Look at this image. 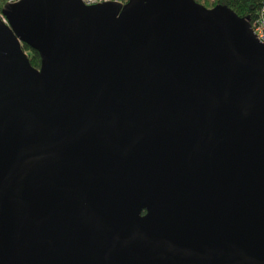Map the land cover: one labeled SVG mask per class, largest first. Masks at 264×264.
I'll use <instances>...</instances> for the list:
<instances>
[{"label":"water","instance_id":"obj_1","mask_svg":"<svg viewBox=\"0 0 264 264\" xmlns=\"http://www.w3.org/2000/svg\"><path fill=\"white\" fill-rule=\"evenodd\" d=\"M3 12L0 264H264L250 16L196 0Z\"/></svg>","mask_w":264,"mask_h":264},{"label":"trees","instance_id":"obj_2","mask_svg":"<svg viewBox=\"0 0 264 264\" xmlns=\"http://www.w3.org/2000/svg\"><path fill=\"white\" fill-rule=\"evenodd\" d=\"M196 1L199 2L200 0ZM217 4H226L231 7L239 16H250V18L256 17L260 9V0H214L213 2L206 0L204 2V5L207 7H213ZM24 48L29 52V57L32 64L35 67H40L41 57L39 53L36 50L30 48L27 44H24Z\"/></svg>","mask_w":264,"mask_h":264},{"label":"built area","instance_id":"obj_3","mask_svg":"<svg viewBox=\"0 0 264 264\" xmlns=\"http://www.w3.org/2000/svg\"><path fill=\"white\" fill-rule=\"evenodd\" d=\"M21 0H0V20L9 25L8 18L3 12V9L8 4H14ZM85 4L91 5L102 2L116 1L121 3H127L129 0H82ZM251 28L256 35V38L264 43V0H260V9L258 14L254 18H250Z\"/></svg>","mask_w":264,"mask_h":264},{"label":"rangeland","instance_id":"obj_4","mask_svg":"<svg viewBox=\"0 0 264 264\" xmlns=\"http://www.w3.org/2000/svg\"><path fill=\"white\" fill-rule=\"evenodd\" d=\"M206 0H200L199 1V3H201V4H204V2H205ZM211 2H213L214 0H210ZM26 51V50H25ZM26 53L28 54V56H29V52L28 51H26Z\"/></svg>","mask_w":264,"mask_h":264}]
</instances>
